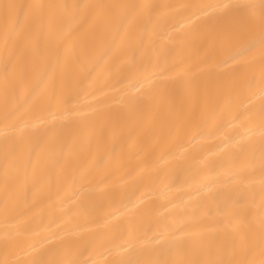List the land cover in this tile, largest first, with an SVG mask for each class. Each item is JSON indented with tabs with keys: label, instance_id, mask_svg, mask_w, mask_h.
I'll use <instances>...</instances> for the list:
<instances>
[{
	"label": "bare ground",
	"instance_id": "6f19581e",
	"mask_svg": "<svg viewBox=\"0 0 264 264\" xmlns=\"http://www.w3.org/2000/svg\"><path fill=\"white\" fill-rule=\"evenodd\" d=\"M0 264H264V0H0Z\"/></svg>",
	"mask_w": 264,
	"mask_h": 264
}]
</instances>
